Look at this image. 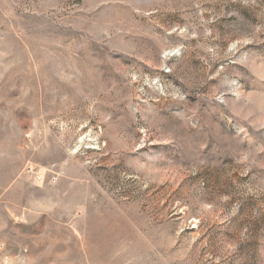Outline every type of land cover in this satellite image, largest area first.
Here are the masks:
<instances>
[{
  "label": "rangeland",
  "instance_id": "rangeland-1",
  "mask_svg": "<svg viewBox=\"0 0 264 264\" xmlns=\"http://www.w3.org/2000/svg\"><path fill=\"white\" fill-rule=\"evenodd\" d=\"M0 264H264V0H0Z\"/></svg>",
  "mask_w": 264,
  "mask_h": 264
}]
</instances>
